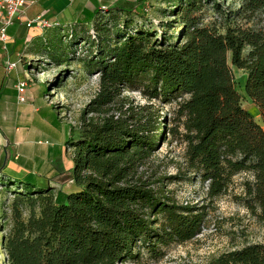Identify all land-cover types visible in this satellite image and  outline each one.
Returning <instances> with one entry per match:
<instances>
[{"label": "trees", "instance_id": "1", "mask_svg": "<svg viewBox=\"0 0 264 264\" xmlns=\"http://www.w3.org/2000/svg\"><path fill=\"white\" fill-rule=\"evenodd\" d=\"M202 7L201 0H178L174 12L182 28L176 37L137 28L129 32L124 26L112 38L100 37L94 29L100 13L89 38L79 35L87 29L84 25L51 29L62 33L64 48L53 41L56 35L50 45L42 37L41 47L55 61L68 60L67 52L78 41L88 46L91 55L84 66L97 72L99 87L83 113V136L67 143L73 150L71 167L59 171L76 190L58 203L50 184L0 174L3 188H23L17 191L12 225L3 239L7 264L157 259L163 249L202 232L205 207L180 204L166 188L190 175L205 186L211 201L227 194L236 176L246 174L240 201L264 223V31L237 23L203 25L198 17ZM214 8L226 17L218 5ZM262 8L264 0H245L234 15L248 21ZM229 56L231 66L246 73L245 94L259 109L263 127L242 107ZM133 91L148 105L135 107L124 96ZM172 103L169 132L185 144V173L152 180L144 167L166 141V116L156 104ZM211 264H264V241L223 253Z\"/></svg>", "mask_w": 264, "mask_h": 264}, {"label": "rangeland", "instance_id": "2", "mask_svg": "<svg viewBox=\"0 0 264 264\" xmlns=\"http://www.w3.org/2000/svg\"><path fill=\"white\" fill-rule=\"evenodd\" d=\"M201 1L203 7L198 17L203 25L216 24L218 27L221 25L226 27L237 23L256 31H264V8L256 11L247 21L241 16L234 15L245 0ZM177 2L178 0L140 1L131 8L123 9L122 14L116 16H108L105 12H100L99 22L95 24L94 29L100 37L112 38L111 34L122 31L123 26L129 32H133L137 28L153 32L157 37H160L161 33L176 37L182 28L180 15L174 12ZM214 5H218L220 10L227 14L226 17L216 12ZM86 28L79 34L84 39L89 38L87 33L91 30V26L88 25ZM106 30L109 32L104 33ZM54 32L52 34H55L57 38L53 41H60L62 48L67 47V44L62 40V33ZM51 36L44 35L47 37L48 45L54 43ZM39 40L42 41V44L45 43L42 38ZM77 44L72 52H67L68 60H65L67 59L65 57V59L61 58V61H55L53 56L44 51L42 47L40 51V49H34L32 45L24 49L25 54L18 57V65L26 71V80H22L27 82L29 86L27 89H32V98H30V104L27 107L33 109L35 101L37 106H42V111L48 113V115L37 116L27 124L30 127H37V138H43V141L50 140V145L37 152L35 159L30 150L21 153L25 156L21 159L22 162H18L22 169H27L31 165L36 167L31 175L19 180L34 182L35 177L48 179L54 199L58 203L64 200L66 194L76 190L73 181L66 175H60L59 171L62 166L66 171L71 167L73 150L67 143L71 139L77 140L83 136V113L91 100L94 99L99 87L97 72L89 73L84 66V61H88L90 58L91 50L88 46H84L82 41H78ZM247 53L248 50L244 52V55ZM228 63L231 66L230 56ZM231 68L236 90L241 97L242 107L263 127L262 119L256 113L257 107L245 94L246 73L232 66ZM124 96L130 98L135 107L148 105V101L138 92L124 93ZM156 105L157 107L162 106L161 116H166L164 127L166 141L150 158L144 170L152 180L178 176L180 173L184 175L186 167L185 144L180 138L172 136L169 132V128L174 126L175 103ZM112 113L118 114L117 111ZM26 145L27 147L34 146L33 144ZM7 156V163H9L13 160V154L9 153ZM28 158H31L32 161H29ZM1 171L2 169H0ZM247 177L246 174L236 176L227 194L211 201L205 196V186L193 175L179 182H166L167 191L178 203L197 204L205 207L207 216L202 232L190 242L181 245L173 244L163 249V254L157 259L144 257L139 262L129 264H211L223 253L240 249L249 244L262 243L264 241V223L253 217L240 201L243 194L241 184ZM9 189L14 191L9 192ZM9 189L3 188L0 184V264H7L3 239L7 236L12 225V205L15 197L19 195L17 191L21 190L22 192L23 188L12 187ZM28 214V211L24 212L25 218L28 217Z\"/></svg>", "mask_w": 264, "mask_h": 264}, {"label": "crops", "instance_id": "3", "mask_svg": "<svg viewBox=\"0 0 264 264\" xmlns=\"http://www.w3.org/2000/svg\"><path fill=\"white\" fill-rule=\"evenodd\" d=\"M32 4L26 9L22 20L16 21L7 31V41L0 42V174L14 176V179L25 178L33 173L35 165L22 169L18 162L25 158L21 153L30 150L34 155L50 145V140L37 138V127L28 126L30 120L39 115H48L42 111V106L27 107L32 98V89H27L26 102L18 103L16 85L25 81V69L17 65L13 70H8V63H18V57L25 54L27 47L42 50V41L45 34L55 38L54 30L39 33L28 29L26 21L42 17L53 24L60 26L91 25L97 13L110 9L131 8L138 0H31ZM54 35V36H53ZM25 79V80H22ZM29 87V86H28ZM46 112V113H44ZM35 125V124H34ZM28 126V127H27ZM26 144H33L27 147ZM13 154V160L7 163V154ZM32 161L31 158H28ZM32 171V172H31ZM16 177V178H15ZM33 181L39 185L49 184L48 179L35 177Z\"/></svg>", "mask_w": 264, "mask_h": 264}, {"label": "built area", "instance_id": "4", "mask_svg": "<svg viewBox=\"0 0 264 264\" xmlns=\"http://www.w3.org/2000/svg\"><path fill=\"white\" fill-rule=\"evenodd\" d=\"M32 4L31 0H0V42L7 41V31L16 21L22 20L26 9ZM26 26L28 29H34L39 33H45L48 30L56 28H66L69 26H60L59 24H53L42 17H37L34 20L26 21ZM91 34H94L91 31ZM95 37V36H94ZM18 63L12 62L8 63L7 69L13 70L16 68ZM27 82H19L16 85V90L18 94V103L23 104L26 102L27 94ZM184 203L183 205H187ZM128 264V263H126Z\"/></svg>", "mask_w": 264, "mask_h": 264}, {"label": "bare ground", "instance_id": "5", "mask_svg": "<svg viewBox=\"0 0 264 264\" xmlns=\"http://www.w3.org/2000/svg\"><path fill=\"white\" fill-rule=\"evenodd\" d=\"M254 107V106H253ZM256 113H257V115H259V117H261V115H260V111H259V109L258 108H256ZM258 117V118H259ZM261 120V119H260ZM260 122V121H259ZM263 125V124H262Z\"/></svg>", "mask_w": 264, "mask_h": 264}]
</instances>
